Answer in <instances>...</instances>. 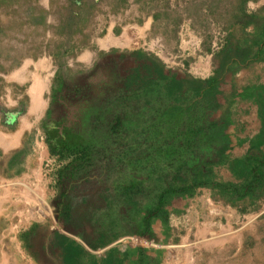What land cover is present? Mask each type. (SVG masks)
<instances>
[{
    "label": "trees",
    "instance_id": "16d2710c",
    "mask_svg": "<svg viewBox=\"0 0 264 264\" xmlns=\"http://www.w3.org/2000/svg\"><path fill=\"white\" fill-rule=\"evenodd\" d=\"M258 1L237 0L222 47L217 52L207 48L214 56L208 79L179 77L152 53L116 50L100 52L88 71L67 79L61 61L77 57L69 41L49 39L42 45L45 51L31 56L38 59L47 52L58 66L44 120L45 142L56 162L57 221L82 242L54 234V249L63 264H108L109 254L97 256L90 250H103L126 236L155 240L154 224L161 223L168 233L171 216L179 213L177 204L187 205L202 190L243 215L262 210L264 84H235L225 102L220 98L229 75L238 83L240 72L264 65V6L248 11L249 2ZM81 5V0L71 2V7ZM46 20L40 17L34 23L53 29ZM73 21H59V33L73 29ZM52 46L59 51H51ZM239 101L258 108L259 130L251 137L240 136ZM56 117L65 127L62 135L48 124ZM246 143V153L235 155ZM225 171L228 179L221 177ZM41 229L34 223L29 237L20 236L31 252L30 236L40 235ZM249 240L247 236L241 255L252 247ZM146 253L137 251L141 264L152 260ZM247 261L260 262L258 257Z\"/></svg>",
    "mask_w": 264,
    "mask_h": 264
},
{
    "label": "rangeland",
    "instance_id": "374dc122",
    "mask_svg": "<svg viewBox=\"0 0 264 264\" xmlns=\"http://www.w3.org/2000/svg\"><path fill=\"white\" fill-rule=\"evenodd\" d=\"M76 1L0 0V116L4 110L15 111L13 114L16 116L17 111H21L23 115L27 114L30 106L27 93L31 87L33 97L38 100L42 87L47 92L43 101L46 106L45 116L42 117L43 112L39 113L38 122L40 130L38 144L42 148L36 146L35 138H28V146L20 152L21 154L13 155L9 167L11 160L14 165H21L27 153L30 155L36 147L35 157L31 159L29 169L37 171L35 167L42 163L43 173L40 178L44 180L42 183L35 181L37 175L34 172L27 174L26 179L29 181V186L37 183L44 186H39L43 190L36 187L38 191L35 190V186L30 187L32 193L29 195L34 201L32 206L38 203L34 200L35 194L43 195L42 198L52 209V214L44 221L54 223L55 220L59 227L61 223L56 218L54 203L56 190L53 183L56 162L50 157L43 127L44 120L46 121L48 116L46 112L53 100L52 87L58 66L57 61L47 52L48 55L44 53L38 59L31 56L45 51V46L42 45H46L49 39L57 44L69 41L75 46L73 52L77 53V57L65 58L61 61L67 79L75 72L88 71L100 52L110 53L113 50L152 53L179 77L191 75L197 79H208L213 75L214 56L207 52V48L210 47L217 52L222 47L228 34L229 19L233 21V9L235 4L237 5V0H81L80 8L71 7V2ZM262 6L264 0L249 2L248 11L254 12ZM40 17H47L46 21L54 28L45 30L44 26L35 25V20ZM72 18L75 20L73 29L59 33L57 30L58 26H61L59 21L68 23ZM29 42L31 44L34 42L36 46H30ZM37 45L43 50L41 51ZM51 51L58 52L59 49L52 46ZM86 51L93 54L92 60L79 62L78 58ZM22 57H24L21 60L23 62L14 68L12 63ZM22 64H25L23 70L27 72L28 80L21 83L23 86L9 83L12 78L9 74ZM237 78L238 83L232 75L226 79L222 87L223 95L220 97L223 102L226 99L224 97H229L234 90L235 84L237 87L255 82L264 84V65L248 68L240 72ZM37 82L42 83L39 85ZM61 96L62 93L58 95V100H61ZM16 102L19 104L15 105ZM36 105L40 107V101ZM236 108L238 119L243 123L242 131H239L240 136L249 137L256 131V123H258L255 122L253 106L239 101ZM29 117L33 118L32 115ZM62 117L65 118V115ZM58 120L56 117V121H48V124L62 135L65 127L62 125L63 122ZM1 124L0 121V127H4ZM52 138L60 140L56 133H52ZM48 163L49 166L46 167L45 164ZM7 173L9 172L5 168L4 174ZM221 177L228 179L229 173L225 171ZM188 204H177L179 213L170 218L169 234L165 233V227L157 222L154 224L156 225L155 240L126 236L109 247L92 253L97 256L109 254L108 264H115L118 260L121 263L122 258L136 257L139 250H145L149 257L152 256V264H248L247 259L252 260L253 257H258L260 261L258 264H263L264 221H261V218L264 217V207L258 213L248 211L245 215L229 207L233 213L231 216L228 214V220L221 226L207 230L208 234H205L201 231L202 225L198 222L197 213H192L193 209ZM217 204L228 208L223 203ZM2 225L3 223L0 227ZM44 236L45 234L42 237ZM247 236H250L249 242L252 247L241 255ZM162 238H165L164 244L156 243L157 240L161 242Z\"/></svg>",
    "mask_w": 264,
    "mask_h": 264
},
{
    "label": "crops",
    "instance_id": "0c3cea01",
    "mask_svg": "<svg viewBox=\"0 0 264 264\" xmlns=\"http://www.w3.org/2000/svg\"><path fill=\"white\" fill-rule=\"evenodd\" d=\"M92 58L93 54L86 51L81 54L78 61L84 63L86 60L91 61ZM24 66L25 64H22L21 67L9 74L12 77L11 81L9 80V83H18L23 86L21 83H25V81L28 80L27 72L23 70ZM7 76L6 78H8ZM41 83L42 82H37L39 85H41ZM46 93V89L42 87L39 93L40 100H38L33 97L31 87L27 93L30 104L27 114L23 115L21 111H17L16 116L13 114L15 111L6 112L4 110L0 116L1 125L4 126L0 127V224L3 223L0 227V264H63L62 259L60 258L61 255L58 253L57 249H54V234H63L72 240L81 242L78 237L66 232L62 224H60L61 227H59L56 223L47 220L44 221V217L31 221L30 216L24 210L26 206L29 207L34 205V201L29 195L32 193L30 187L35 186L39 188V186H44L38 184L42 179L40 176L43 173V164L39 163L38 166L35 167L37 171L29 169L31 166V159L33 160V157H35L36 147L34 148V146H32L34 151L31 152L30 155L27 153V156L21 165L16 166L13 163L12 166L9 167V162L13 155L28 146V138H35L36 146L38 145L42 148V146L38 144V138L40 136L38 122L40 118L39 113L43 112L42 117L45 116L46 106L43 104V101ZM38 101L41 103L40 107L36 105ZM18 104V102L15 103V105ZM251 106H253L254 109L255 122L257 121L258 123H256V131L252 135H249V137L255 135L259 130V121L257 118L258 108L254 105ZM30 115L33 116L32 119L29 117ZM247 137L242 136V138ZM240 150L241 152H239ZM247 150L248 144L246 143L235 149V155L241 156L245 154ZM5 168L9 172L6 175L4 174ZM30 172L36 173L35 175L37 176L35 177V181H38V183L30 184L29 186V181L26 179V175ZM39 189L43 190V188ZM192 202H194V204H192ZM188 206H191V209H193L192 213H197L198 222L202 225L201 231L205 234H208L207 230H212L214 227L221 226L224 221L228 220V214L231 216V213H233L231 208L220 206L213 202L209 190H202L199 195L191 200ZM20 209L22 211H19ZM14 212L16 213L13 214ZM34 223L40 224L42 229L40 235L30 236L32 239L31 252L29 251L26 242L23 243L20 236L23 235V237H29L28 235L31 234L29 233V230ZM153 228L156 233V225L153 226ZM43 234H45L44 238L42 237ZM162 239L163 240H161V242L159 241L158 244H164L165 238ZM90 252L92 251L90 250ZM151 257H149V260L152 259ZM151 261L149 262L150 264ZM119 262L120 260L115 264H141L139 256L122 258L121 263ZM69 263L75 264L76 261L70 260Z\"/></svg>",
    "mask_w": 264,
    "mask_h": 264
},
{
    "label": "built area",
    "instance_id": "2783aa9c",
    "mask_svg": "<svg viewBox=\"0 0 264 264\" xmlns=\"http://www.w3.org/2000/svg\"><path fill=\"white\" fill-rule=\"evenodd\" d=\"M53 161H55L54 159H53ZM46 165V167H48L49 166V163L48 164H45ZM45 176H46V174H45ZM46 178V177H45ZM43 178L40 180V182H43ZM39 182V183H40ZM38 188H36L35 187V190H37ZM40 190V189H39ZM38 191V190H37ZM43 196V195H42ZM42 196L41 195H38V194H35V197L37 198H34V200L37 202L38 201V203L35 205V206H29L28 208H27V210H26V213H28V215L30 216V220L31 221H34L35 219H39V218H41V217H44V219L45 218H47V217H49L51 214H52V209H51V207H50V205L45 201V199L44 198H42ZM40 200V201H39ZM41 200H42V203H41ZM46 207V208H44V207ZM44 210V211H42V210ZM54 223H56V221L54 220ZM58 226H59V224L58 223H56ZM63 230V229H62ZM137 238V237H136ZM135 240H138V239H135Z\"/></svg>",
    "mask_w": 264,
    "mask_h": 264
}]
</instances>
